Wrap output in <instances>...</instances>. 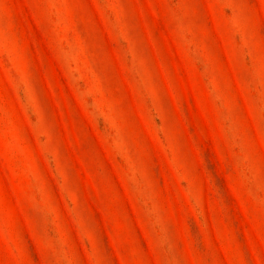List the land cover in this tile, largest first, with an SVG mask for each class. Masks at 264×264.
I'll list each match as a JSON object with an SVG mask.
<instances>
[{"label":"rangeland","instance_id":"1","mask_svg":"<svg viewBox=\"0 0 264 264\" xmlns=\"http://www.w3.org/2000/svg\"><path fill=\"white\" fill-rule=\"evenodd\" d=\"M0 264H264V0H0Z\"/></svg>","mask_w":264,"mask_h":264}]
</instances>
